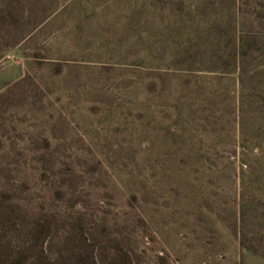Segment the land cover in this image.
Segmentation results:
<instances>
[{
	"label": "rangeland",
	"instance_id": "374dc122",
	"mask_svg": "<svg viewBox=\"0 0 264 264\" xmlns=\"http://www.w3.org/2000/svg\"><path fill=\"white\" fill-rule=\"evenodd\" d=\"M43 4L0 45V178L23 208L52 190L51 263L264 264V130L237 126L264 116V0Z\"/></svg>",
	"mask_w": 264,
	"mask_h": 264
},
{
	"label": "trees",
	"instance_id": "16d2710c",
	"mask_svg": "<svg viewBox=\"0 0 264 264\" xmlns=\"http://www.w3.org/2000/svg\"><path fill=\"white\" fill-rule=\"evenodd\" d=\"M4 10L3 15L0 16V24L4 25L5 35L0 38V45H6V49L3 50L5 54L11 48H14L28 38H30L33 33L44 24L50 16L53 14V11L49 10L41 11L38 14V18H34V20L29 24V28H22L19 23L23 20L25 22V12L19 11L22 8V3H29V5L33 2L34 4L39 3V7L43 9V1L44 0H2ZM1 6V1H0ZM27 20H31L30 16H27ZM20 34V35H17ZM209 42V39H208ZM213 46L216 45V39H212ZM243 41L240 37L237 36L234 42V46L230 49L227 48L223 54V62L227 63V60L234 59L235 61H239L242 57V46ZM208 52H203V57L212 58L215 54H209ZM244 54V51H243ZM188 51L182 50L179 53L175 52L172 56V60L178 61L181 59H187L191 57ZM209 59V63L213 65L209 68V72L216 71L218 68L215 62H212ZM183 60V61H184ZM219 61V60H218ZM216 61V63L218 62ZM171 66H176L177 64H170ZM241 106L244 104L241 102ZM264 108V106L262 107ZM248 124H252L259 131V128L264 130V116L252 117L246 119L244 114H240L237 120V126L239 130V135L241 137V141H248V143H253L254 146H259L258 144L259 138L254 135L255 138L248 136V130L246 126ZM256 139V140H255ZM258 141V142H257ZM260 143V142H259ZM264 144V142H263ZM217 158V152L209 151V162L213 163L211 165V169H215ZM246 159V156L244 160ZM258 159H262L264 161V152L261 157ZM246 161V160H245ZM34 178L37 180L38 172L37 169L32 171ZM211 172H209L210 174ZM244 179V176H242ZM36 182V183H37ZM38 184V183H37ZM35 185L34 190L39 188L38 185ZM43 195L39 196L35 203L26 204L25 207L21 206L20 200L17 196L18 187H15L14 184H9L8 181H4L0 178V264H52L49 260L48 252H47V244L50 240V231H51V220L49 217V212L43 205L45 201L51 200L53 198V193L50 188L42 189ZM43 201V203L40 202ZM242 208V204H241Z\"/></svg>",
	"mask_w": 264,
	"mask_h": 264
}]
</instances>
